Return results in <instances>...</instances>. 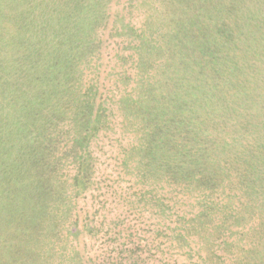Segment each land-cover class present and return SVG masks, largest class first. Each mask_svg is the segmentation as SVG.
<instances>
[{
	"label": "trees",
	"instance_id": "16d2710c",
	"mask_svg": "<svg viewBox=\"0 0 264 264\" xmlns=\"http://www.w3.org/2000/svg\"><path fill=\"white\" fill-rule=\"evenodd\" d=\"M93 1H67L50 12L44 4L34 14L30 0H0V113L14 108L13 122L0 116V264L87 263L77 251L66 255L60 233L76 235L67 214L72 196L88 189L92 140L112 129L109 99L126 123L138 115L124 167L135 162L153 180L193 185L201 195L206 188L203 211L220 208L221 195L237 199V207L226 201L229 216L245 217L258 237L229 264H264V99L250 87L257 71L243 70L236 58L244 2L157 0L154 23L167 19L177 33L190 31V51L175 35L164 57L137 53L132 84L111 100L99 77H82V55H74L72 12L84 19ZM68 159L71 178L62 170ZM63 199L70 200L65 207ZM199 211L194 219L204 217Z\"/></svg>",
	"mask_w": 264,
	"mask_h": 264
},
{
	"label": "rangeland",
	"instance_id": "374dc122",
	"mask_svg": "<svg viewBox=\"0 0 264 264\" xmlns=\"http://www.w3.org/2000/svg\"><path fill=\"white\" fill-rule=\"evenodd\" d=\"M67 1L74 4L72 0H30V3L33 13L38 14L37 6L45 4L50 12ZM242 1L243 15L237 26L240 39L235 48L239 57L236 58L243 70L257 71L250 87L255 85L264 99V0ZM92 5L90 14L84 19L79 17L80 11L72 12L73 38L79 43L74 55H82L81 66L85 67L82 77L87 80L99 77L111 100L118 98L116 92L132 84L135 78L131 57L139 52L148 57H164L168 53L166 44H170L172 36L176 35L175 39H181L185 45L190 32L185 36L177 33L175 22L167 19L154 23V10L159 7L157 0H96ZM187 22L190 24L189 19ZM200 30L204 37V28ZM140 41H143L141 49L137 47ZM12 46L9 53L15 51L14 41ZM185 48L190 51L186 45ZM250 59L255 60L256 67L245 63ZM108 102L112 129L102 130L96 136L98 139L92 140L88 189L75 195V200L72 196L67 214L68 218L72 214L68 229L76 235L60 233V237L64 235L61 242L66 255L77 251L81 262L86 264H229L239 247H247L248 241L254 243L257 231L250 229L245 217L237 219L238 213L233 219L229 216L231 210L226 205L227 198L222 195L223 202L217 199L220 208L203 211L206 203L202 196L207 193L206 188H200L205 192L201 195L193 185L183 188L167 179L153 180L150 171L146 172L135 162L125 168L128 153L123 148L132 141L130 134L137 128L138 115L128 124L122 109L110 99ZM124 109L128 112L125 106ZM13 114L14 108L6 107L0 116L8 123L14 121ZM68 163L69 159L62 170L71 178L75 169ZM140 170L148 173L146 179ZM211 195L212 201L215 195ZM69 201L63 199L62 207ZM227 203L232 205L230 207L238 206L237 199L230 198ZM199 207L204 217L194 219L200 212ZM223 215L227 222L221 220Z\"/></svg>",
	"mask_w": 264,
	"mask_h": 264
}]
</instances>
